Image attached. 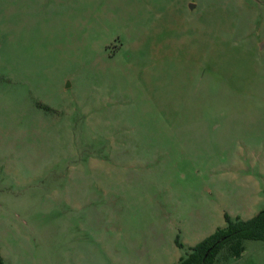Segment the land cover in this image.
<instances>
[{
    "label": "rangeland",
    "instance_id": "obj_1",
    "mask_svg": "<svg viewBox=\"0 0 264 264\" xmlns=\"http://www.w3.org/2000/svg\"><path fill=\"white\" fill-rule=\"evenodd\" d=\"M262 210L264 0H0L2 264H176Z\"/></svg>",
    "mask_w": 264,
    "mask_h": 264
},
{
    "label": "trees",
    "instance_id": "obj_2",
    "mask_svg": "<svg viewBox=\"0 0 264 264\" xmlns=\"http://www.w3.org/2000/svg\"><path fill=\"white\" fill-rule=\"evenodd\" d=\"M225 218V227L218 228L191 247L178 264H215L223 253L228 257L239 258L245 251V241H264V210L249 220L232 219L227 214ZM178 245L183 247L182 244Z\"/></svg>",
    "mask_w": 264,
    "mask_h": 264
},
{
    "label": "crops",
    "instance_id": "obj_3",
    "mask_svg": "<svg viewBox=\"0 0 264 264\" xmlns=\"http://www.w3.org/2000/svg\"><path fill=\"white\" fill-rule=\"evenodd\" d=\"M249 220V219H248ZM215 231H213L211 234H213ZM210 234V235H211ZM208 236H206L205 238H207ZM205 238H203V239H201L199 242H201L202 240H204ZM198 241L196 242V243H193L192 244V246L194 247L195 245H197L198 243H199ZM183 256L181 255H178V259H177V261L175 262L176 264H178L179 263V261H180V259L182 258Z\"/></svg>",
    "mask_w": 264,
    "mask_h": 264
}]
</instances>
